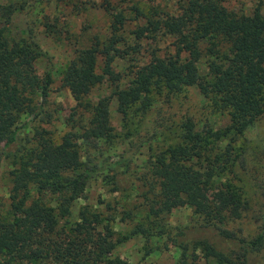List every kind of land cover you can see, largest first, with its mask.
<instances>
[{"label":"trees","instance_id":"16d2710c","mask_svg":"<svg viewBox=\"0 0 264 264\" xmlns=\"http://www.w3.org/2000/svg\"><path fill=\"white\" fill-rule=\"evenodd\" d=\"M22 1L0 0V161L3 156L16 158L10 172V203L5 211L0 210V264H142L115 256L114 250L137 234L149 238L168 233L162 215L173 209L189 206L207 225L242 217V191L228 186L218 204L208 199L206 191L214 172L199 162L214 161L213 157L220 159V155H213L214 145H208L206 135L190 119L183 123L179 141L146 163L148 177H138L147 188L144 196L152 219L116 238L112 217H105L90 204L81 206L73 217V207L101 170L114 172L117 189L124 186L121 176L130 172L128 158L85 165L79 142L115 137L110 98L92 103L87 97L107 78L120 81L115 62L137 60L135 55H140L146 39L169 36L174 39V52L161 55L155 48L150 59L133 70L129 85H117L114 94L125 124L142 109L141 103L146 106L150 93L162 89L178 92L188 86H197L205 98L228 111L232 120L229 130L236 134H243L264 114V12L260 6L246 14L230 9L226 5L229 0H177L176 12L170 13L160 10L155 0H121L126 7L114 13L107 3L105 10L112 12L107 37L96 36L91 46L77 50L63 77L79 107L90 113L80 126L82 131L66 133L60 143L39 135L28 149L20 141L18 123L22 114L41 110L52 77L47 74L42 78L37 72L36 62L44 55L40 43L32 36L18 39L8 29L15 14L25 9ZM142 2L149 5L147 9ZM43 19L46 32L56 33L57 24L49 15L44 14ZM131 22L135 27L128 30ZM203 59L206 75L199 69ZM37 98L42 101L36 102ZM223 232L224 237L233 238L229 231ZM242 242L243 248L260 250L264 235ZM177 246L183 257L176 264H188L189 245L180 242ZM195 247L220 264H248L246 251L231 262L208 241L197 242Z\"/></svg>","mask_w":264,"mask_h":264},{"label":"rangeland","instance_id":"374dc122","mask_svg":"<svg viewBox=\"0 0 264 264\" xmlns=\"http://www.w3.org/2000/svg\"><path fill=\"white\" fill-rule=\"evenodd\" d=\"M109 2L114 13L126 7L121 0L22 1L25 9L15 14L8 29L18 39L32 36L40 43L44 55L36 62L37 72L42 78L47 74L52 77L49 96L44 100L40 112L25 113L20 117L19 138L28 149L39 135L60 143L66 133L82 131L80 126L90 113L79 107L70 89L64 86L63 77L77 50L91 46L96 36L102 40L107 37L112 18V12L105 10ZM155 5L164 12L174 13L177 10V0H155ZM226 5L239 13L251 14L258 6L264 12V0H229ZM142 6L147 9L149 5L142 2ZM44 14H48L51 22L57 24L56 33L49 35L46 32ZM134 27L135 23L131 22L127 28ZM131 41L133 44L134 38ZM173 42V38L164 34L156 41L144 40L142 52L139 56L135 55L137 60L117 59L115 62V70L121 75V80L107 78L94 86L87 97L92 103L110 98L111 125L115 137L111 141L103 139L87 143L81 140L79 148L83 163L101 165L128 158L130 172L121 176L124 186L120 189L113 183V171L105 169L98 172L88 182L84 198L75 203L73 217L78 215L81 206L90 204L105 217L113 218L111 225L116 231V238L130 234L139 222L152 219L153 216L149 218L144 196L147 188L138 177H148L146 163H150L152 156L178 142L183 123L190 119L195 128L206 135L208 145H214L213 155H220V159L213 157L214 161L199 162L204 169L214 172L211 187L206 191L208 199L218 204L228 186L242 191L245 201L242 217L223 224L207 225L204 218L191 207L181 206L162 215L168 233H156L149 238L134 235L120 243L113 254L132 263L176 264L183 257L177 244L185 242L189 245L188 264H220L215 257L205 256L201 247H195L197 242L208 241L222 250L231 262L237 261L236 257L246 251L248 264H264V242L260 250L248 246L243 248L242 242L254 241L261 234L264 235V114L243 134H236L229 130L232 120L228 111L205 98L197 86L183 87L178 92L162 89L150 93L144 101L146 106L141 103L142 109L132 114L128 124L118 111L114 94L117 85H129L133 70L148 61L155 48L161 55L167 51L174 52ZM99 62L103 63L102 57H99ZM199 69L203 75L208 73L205 59L199 63ZM97 71L101 72L100 68ZM41 101L40 98L36 99L38 103ZM15 166L14 156H3L0 161L1 211H5L10 203V172ZM223 231H229L233 238L229 240L224 237Z\"/></svg>","mask_w":264,"mask_h":264}]
</instances>
